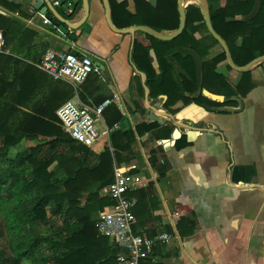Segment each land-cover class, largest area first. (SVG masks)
Here are the masks:
<instances>
[{
	"label": "crops",
	"instance_id": "0c3cea01",
	"mask_svg": "<svg viewBox=\"0 0 264 264\" xmlns=\"http://www.w3.org/2000/svg\"><path fill=\"white\" fill-rule=\"evenodd\" d=\"M38 1L18 0L23 13L0 3V13L8 14L15 25L6 35L0 27L4 46L0 52L15 60L7 76L12 80L24 73L22 79L31 80L28 96L19 98L24 103L16 106L32 112L57 100L56 114L69 99L88 105L109 100L96 121L101 135H106L105 144L112 155L116 153L108 178L116 170L136 173L145 182L127 193L136 201L132 227L149 236L161 230L172 235L170 242L155 246L158 264H264V62L242 81V72L221 56L224 51L208 35L206 25L193 27L176 41L141 30L117 32L105 19L102 0H88L86 19L70 29L75 39L68 40L41 26L48 17L49 29L57 28L53 13L41 12ZM46 1L66 20L83 17L82 0H68L75 7L71 16L64 2ZM207 1L210 17L216 6L226 3ZM108 2L117 29L136 25L161 33L176 29L173 0ZM189 6L197 5L189 4L187 10ZM47 49L90 54L103 68L89 74L75 92L68 82L38 67ZM188 54L195 76L180 62ZM65 92L69 95L62 100ZM133 106L148 126L142 135L132 120ZM115 111L121 115L118 120ZM123 120L128 123L119 128ZM125 131L130 139L124 137ZM106 243L121 251L107 238ZM25 260L36 264L24 255L20 264H28ZM110 261L115 264V255Z\"/></svg>",
	"mask_w": 264,
	"mask_h": 264
},
{
	"label": "trees",
	"instance_id": "16d2710c",
	"mask_svg": "<svg viewBox=\"0 0 264 264\" xmlns=\"http://www.w3.org/2000/svg\"><path fill=\"white\" fill-rule=\"evenodd\" d=\"M17 1L0 0V3L10 11L23 13L24 6ZM172 6L177 28V0H173ZM238 14L241 16L235 18ZM165 16L167 18L168 14ZM10 19L8 14L0 13L4 35L15 26ZM211 21L214 29L226 40L237 65H244L264 54V0H226L223 6L215 7ZM200 25L205 27L199 7L189 6L185 27L172 41L183 38L193 27ZM208 35L218 43L210 33ZM46 38L52 39L48 35ZM221 56L225 57V53L222 52ZM192 61L191 54L180 59L188 73L195 76L194 65H190ZM14 62L12 56L0 52V103L3 102L0 105V153L5 156V165L0 167V211L5 219L0 226V240L4 235L11 248L10 253L0 259V264H20L23 255L34 262L37 252L47 253L48 264L108 263L118 249L108 247L106 238L98 235L94 213L110 204V200L100 197L97 190L83 204L78 198L95 183L99 182V186L112 178L108 177L112 174L116 153L112 155L105 144V134L100 136V142L88 149L76 144L58 122L54 112L57 100H53L52 105L50 102L40 104L32 112L18 108L19 102L24 103L19 98L28 96L31 80L22 79L26 77L24 73L9 80L7 72ZM27 70L28 77L32 76L31 69ZM248 74L249 71L242 72L241 80H245ZM68 95V92L63 93L61 99ZM131 109L135 128L142 135L148 126L138 108L133 106ZM20 113L22 116L18 119H9L10 114ZM120 116L115 111L114 119L118 120ZM10 121L13 122L9 124ZM123 135L130 139L126 131ZM21 141L32 144L28 149L26 146L20 148L24 155L17 159L15 156L9 158L7 151ZM101 148L103 150L98 152ZM19 199L23 202L21 207L17 205ZM7 203L13 204L10 210H7ZM49 204L55 205L54 212L60 216L61 222L43 230L46 219L44 207ZM24 240L28 248L21 252L19 242ZM44 245L48 248L44 249Z\"/></svg>",
	"mask_w": 264,
	"mask_h": 264
},
{
	"label": "built area",
	"instance_id": "2783aa9c",
	"mask_svg": "<svg viewBox=\"0 0 264 264\" xmlns=\"http://www.w3.org/2000/svg\"><path fill=\"white\" fill-rule=\"evenodd\" d=\"M60 0H53L54 5H60ZM65 12L71 16L75 7L71 1L65 0ZM51 19H42L43 28L56 35L55 30L49 29ZM3 33L0 30V51H3ZM38 67L54 79L68 82L76 92L79 86L92 72H100L102 65L90 54H75L72 50L47 49L41 56ZM109 100L97 105H88L80 101L66 100L56 110L58 122L64 132L83 148H90L96 143L101 132L96 121ZM142 177L136 173L118 172L115 170L111 179L102 182L97 187L100 197L110 200V204L102 209L97 222L98 234L107 238L112 244L121 249L115 254V264H158L160 257L155 252L157 244L170 242L172 235L165 230L149 236L135 232V199L127 195L129 191L144 186Z\"/></svg>",
	"mask_w": 264,
	"mask_h": 264
},
{
	"label": "water",
	"instance_id": "95a60500",
	"mask_svg": "<svg viewBox=\"0 0 264 264\" xmlns=\"http://www.w3.org/2000/svg\"><path fill=\"white\" fill-rule=\"evenodd\" d=\"M60 1L64 2L65 0H60ZM44 3H45V5H43ZM102 3L104 5V9H105V19H106L108 25L110 26V28H112L113 30H115L117 32H122V33L123 32L133 33L135 30H141V31L153 36V37L161 38L163 40L173 39V38L177 37L182 32V30L184 29L185 24H186L187 7L189 4H195L199 7V9L202 13L203 20H204V23L206 25L208 32L215 38V40L221 46L222 50L225 53V57H226L228 64L234 70L239 71V72L250 71L253 68H255L256 66H258L259 64H261L262 62H264V54L253 58L252 60L245 63L244 65H237L234 62L231 51L229 49V46H228L226 40L213 27L211 17H210L209 4H208L207 0H177V9H178V13H179V23H178L177 28L170 33H163V32L161 33V32H158V31H156V30H154L148 26H139V25L117 29L112 24L111 12H110V6H109L108 0H102ZM82 4H83V9H84L83 17L80 21H76V22H71V21L63 18L60 14H58V12L54 8V6L51 3H47L46 0H39L37 2L36 6H37V8L41 9V12L49 9L53 13V15L55 17V19L53 20V24L57 26L56 33L58 35H60V37L67 38L68 40H74L75 35L72 32H70V29L74 30V29H77L78 27H80L81 24L85 21L87 13H88V0H82ZM84 28L89 29V26L85 25ZM72 51L75 54L78 53L75 50H72ZM125 123H128L127 120H123L122 122H120L119 128H123Z\"/></svg>",
	"mask_w": 264,
	"mask_h": 264
},
{
	"label": "rangeland",
	"instance_id": "374dc122",
	"mask_svg": "<svg viewBox=\"0 0 264 264\" xmlns=\"http://www.w3.org/2000/svg\"><path fill=\"white\" fill-rule=\"evenodd\" d=\"M4 50V47L3 49ZM41 96L42 94L40 95V99H41ZM21 115L20 114H17V115H11L9 116V119L12 120V119H18ZM13 121H10L9 124H11ZM32 142H28V141H21L20 144H18L15 148H11L9 151H7V156L9 158H13L15 156V158H19L20 156L24 155V151L20 150V148H23V146H26L25 148L28 149V146L31 145ZM26 149V150H27ZM7 157V158H8ZM5 156L0 153V167H2L3 165H5ZM10 165V164H9ZM15 165V164H13ZM99 182L95 183L90 189L89 191H83L80 195H79V198H78V201L80 203H85L88 196H90L91 194L93 193H96V190H97V186H98ZM99 197V196H98ZM22 199H19V202L17 203L18 206L21 207V205L23 204V202H21ZM13 204L12 203H7L6 204V207H7V210H10L12 208ZM54 209H55V205L54 204H49V205H46L44 207V211H45V214H46V219L43 223H45V225H43V230L46 228V229H49L50 226H52L53 224H60L61 222V218L60 216H58V214H55L54 212ZM101 213H102V210H96V212L94 213L95 214V224H96V227H97V222L98 220L100 219L101 217ZM4 215H3V212L0 211V226H2L4 224ZM49 221V223H48ZM99 235V234H98ZM28 248V243L26 240H24L23 242H19V251H22V250H26ZM44 249H47L48 247L46 245H44L43 247ZM63 250V249H61ZM11 251V248L9 247V245L7 244V239L6 237L3 235V238H1L0 240V259H2L4 257V254H8L10 253ZM45 252H37L35 253V260L34 262L36 264H48V262H46V256H45ZM25 259V258H24ZM26 263L28 264H31V262L29 260H25ZM104 264H111V261L108 262V263H104Z\"/></svg>",
	"mask_w": 264,
	"mask_h": 264
}]
</instances>
